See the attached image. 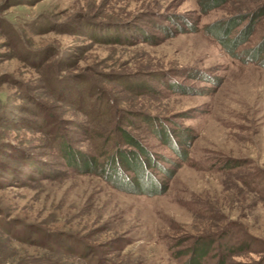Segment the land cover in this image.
I'll use <instances>...</instances> for the list:
<instances>
[{
	"label": "rangeland",
	"instance_id": "rangeland-1",
	"mask_svg": "<svg viewBox=\"0 0 264 264\" xmlns=\"http://www.w3.org/2000/svg\"><path fill=\"white\" fill-rule=\"evenodd\" d=\"M0 264H264V0H0Z\"/></svg>",
	"mask_w": 264,
	"mask_h": 264
},
{
	"label": "trees",
	"instance_id": "trees-1",
	"mask_svg": "<svg viewBox=\"0 0 264 264\" xmlns=\"http://www.w3.org/2000/svg\"><path fill=\"white\" fill-rule=\"evenodd\" d=\"M119 160H120V159H119ZM119 160H118V161H119ZM112 161H113V160H112ZM121 161H122V163H123L122 166H124L125 168H128V167H129V162H130L129 160H127L126 158H125V159L122 158ZM123 161H125V163H124ZM131 161H132V160H131ZM125 168H124V169H125ZM89 172H90V171H89Z\"/></svg>",
	"mask_w": 264,
	"mask_h": 264
}]
</instances>
